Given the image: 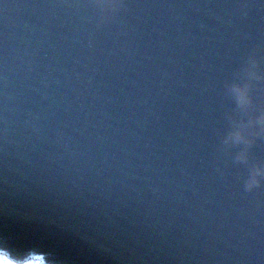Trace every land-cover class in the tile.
I'll use <instances>...</instances> for the list:
<instances>
[{
	"label": "water",
	"instance_id": "obj_1",
	"mask_svg": "<svg viewBox=\"0 0 264 264\" xmlns=\"http://www.w3.org/2000/svg\"><path fill=\"white\" fill-rule=\"evenodd\" d=\"M261 117L264 0H0V252L264 264Z\"/></svg>",
	"mask_w": 264,
	"mask_h": 264
},
{
	"label": "snow or ice",
	"instance_id": "obj_2",
	"mask_svg": "<svg viewBox=\"0 0 264 264\" xmlns=\"http://www.w3.org/2000/svg\"><path fill=\"white\" fill-rule=\"evenodd\" d=\"M83 2L93 6H106L122 4L123 0H83ZM0 264H11V261L2 259L0 260Z\"/></svg>",
	"mask_w": 264,
	"mask_h": 264
},
{
	"label": "clouds",
	"instance_id": "obj_3",
	"mask_svg": "<svg viewBox=\"0 0 264 264\" xmlns=\"http://www.w3.org/2000/svg\"><path fill=\"white\" fill-rule=\"evenodd\" d=\"M261 122L264 123V117H261L260 118ZM234 138L236 140H240L241 137L238 133L234 134ZM261 175H264V169H256L253 174L251 175L250 179H249V182H248V187H252L254 186L255 184L258 183V177L261 176Z\"/></svg>",
	"mask_w": 264,
	"mask_h": 264
},
{
	"label": "rangeland",
	"instance_id": "obj_4",
	"mask_svg": "<svg viewBox=\"0 0 264 264\" xmlns=\"http://www.w3.org/2000/svg\"><path fill=\"white\" fill-rule=\"evenodd\" d=\"M2 259H6V256L4 253H1L0 252V260ZM42 262V259L39 255L37 256H29L28 258H26L23 262L19 263V264H40ZM16 262L14 263H11V264H15Z\"/></svg>",
	"mask_w": 264,
	"mask_h": 264
}]
</instances>
